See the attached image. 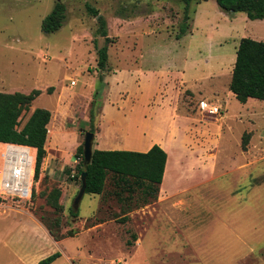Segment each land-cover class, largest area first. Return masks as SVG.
Masks as SVG:
<instances>
[{"label": "rangeland", "instance_id": "rangeland-1", "mask_svg": "<svg viewBox=\"0 0 264 264\" xmlns=\"http://www.w3.org/2000/svg\"><path fill=\"white\" fill-rule=\"evenodd\" d=\"M56 1L0 0V91L41 90L20 125L33 106L50 110L48 156L56 159L43 161L29 199L2 197L0 264H32L45 250L61 252L52 264H264V100L228 93L239 39L264 40V18L192 0L176 38L181 0H59L65 18L46 33L41 21ZM99 15L109 37L103 70ZM203 98L220 111H200ZM129 122L143 132L134 146L155 138L169 153L157 197L120 200L108 178L103 193L84 192L75 209L80 184L71 172L85 131L117 145L132 136ZM72 179L77 186L57 213L49 194ZM30 213L58 218L76 236L45 239Z\"/></svg>", "mask_w": 264, "mask_h": 264}, {"label": "trees", "instance_id": "trees-1", "mask_svg": "<svg viewBox=\"0 0 264 264\" xmlns=\"http://www.w3.org/2000/svg\"><path fill=\"white\" fill-rule=\"evenodd\" d=\"M181 1L184 3L183 17L176 38L182 37L186 32L189 7L192 2V0ZM216 3L225 11L243 12L250 19L264 18V0H216ZM88 9L95 16L98 14V11L93 7L89 6ZM64 18L65 5L58 0L52 10L42 19L41 29L46 33L56 31ZM98 22V33L105 37L106 42L97 50V67L103 70L108 58L107 42L109 37L104 17L99 15ZM228 87L240 102H245L251 97L264 100V40H256L248 36L239 39ZM51 89L52 87H48L47 91L51 92ZM40 92L41 90L36 88L27 93L0 91V142L25 143L35 148L34 181L39 177L46 156L44 145L51 112L46 108L35 107L22 125H20V120L23 112L28 110ZM89 131L93 132L92 129ZM247 138L248 133H245L242 141L243 148L246 147ZM75 157H79L74 174L79 184H81V173L86 172L84 192L103 193L106 180L110 178L113 187L112 193L118 199L132 198L137 194L141 204H145L157 197L164 174L167 152L158 143H153L146 151L93 148L91 161L85 165L83 147L79 145ZM61 190L60 187H57L49 194L52 206L57 213L63 209L60 202ZM2 197L5 198L0 195V203L4 201ZM70 213L73 217L78 216V212L73 207H70ZM39 220L55 240L77 233L71 228L64 231L58 218L44 220V217L40 215ZM88 221L89 226L96 224L90 218ZM59 256L60 252L56 251L40 259L38 264H50Z\"/></svg>", "mask_w": 264, "mask_h": 264}, {"label": "built area", "instance_id": "built-area-1", "mask_svg": "<svg viewBox=\"0 0 264 264\" xmlns=\"http://www.w3.org/2000/svg\"><path fill=\"white\" fill-rule=\"evenodd\" d=\"M71 80L70 84L74 85ZM220 106L201 99L198 109L217 114ZM79 157L75 162H78ZM35 175V148L18 142H0V195L18 199H29ZM73 176V173H72Z\"/></svg>", "mask_w": 264, "mask_h": 264}, {"label": "crops", "instance_id": "crops-1", "mask_svg": "<svg viewBox=\"0 0 264 264\" xmlns=\"http://www.w3.org/2000/svg\"><path fill=\"white\" fill-rule=\"evenodd\" d=\"M233 64H234V60L232 61V64H231V66L233 67ZM230 66V67H231ZM229 67V68H230ZM229 71H231V70H229ZM231 77V76H230ZM228 84H229V82H228ZM212 94L210 95L211 97H213V96H216L215 95V91L214 92H211ZM228 93H229V95H234V93H232L230 90L228 91ZM209 96V97H210ZM203 100H205L204 98H203ZM210 102H212V101H210ZM213 103V102H212ZM35 107L33 106L32 107V110L34 109ZM51 116H52V113H51ZM51 119V118H50ZM135 120V119H134ZM131 121V120H130ZM133 123H135L134 125H133ZM129 122L128 123V125L129 126H127V128H129L128 130L125 128V130H124V133H126L127 131H128V135H132L131 137H139L138 138V141H137V138H135V139H133V140H131L132 138L130 137V138H128L127 136L125 137V138H123L122 140H121V142L119 141V144H117V145H112V146H109V145H106L105 143H103V142H101V140H100V137H99V135H96L95 134V136H94V139H93V148H97V149H105V150H108V149H125V150H135V151H146V150H148L151 146H152V144L153 143H157L158 141V139H150L148 142H147V145L144 147V148H140V147H136V146H134V145H137V144H141V141L142 140H144L143 139V136H142V131H141V129L139 128V127H136L137 125V122ZM136 125V126H135ZM49 126V127H48ZM133 127V128H132ZM54 132H55V130H51L50 129V121H49V123L47 124V138H46V141H45V149H46V156H45V158H44V161H45V164L47 163L48 164V162H49V160H52V161H56V159L54 158V159H52V157L50 158L48 155H52V153H50L49 152V145H51L52 146V143L50 142V139H52V136L54 135ZM51 137V138H50ZM128 138V139H127ZM131 142H134V145H129L128 143H131ZM51 143V144H50ZM159 144V143H158ZM160 145V144H159ZM165 151L167 150L166 149V147H164V146H162V145H160ZM53 147V146H52ZM167 152V151H166ZM168 152H167V160H166V164H165V169H164V174H163V178H162V182L160 183V185L164 182V179H165V174H166V166H167V162H168ZM69 155V154H68ZM67 160H69L68 158H65V161H67ZM75 160H76V157H75V159L73 160V166H72V172H71V176H72V173H74V171L73 170H75V168H74V166L76 167V164L78 163H76L75 162ZM63 164V163H62ZM47 167L45 166V169H46ZM51 169H53V170H56V168L54 167V168H51ZM51 169H50V171H51ZM60 188L62 189L61 190V196H60V202L62 203V205L64 204V205H66L67 203H68V200H69V198H70V196L72 195V191L76 188V186H77V184L75 183V179H72V182H66V180H63V182H62V185L60 184ZM80 187V186H79ZM79 205V204H78ZM78 208V207H77ZM76 208V209H77ZM31 214V213H30ZM34 218H35V220H36V222L39 224V227H40V230H39V232H40V234L42 235V237H45V239H49V240H53L54 241V243H57V244H59V241L60 240H62V239H60V240H55L51 235H50V233L48 232V230H47V228L44 226V224L41 222V221H39V219H37L33 214H31ZM79 216V215H78ZM74 236V235H73ZM76 236V235H75ZM78 236V235H77ZM68 237H72V236H68ZM56 251H58V252H60L59 250H55L54 252H56ZM54 252H52V253H54ZM48 253H50L51 254V251L49 252L48 250L46 251H44V252H42V253H40V254H38L37 256H35V257H31V259H29L28 257L29 256H27V255H22V257H24L25 259H26V261H28V259H29V261H31V263L32 264H38V262H39V260L40 259H42V258H44V257H46V256H48L49 254ZM60 256H61V252H60ZM59 256V257H60ZM69 257H71V256H69ZM58 258V257H57ZM56 258V259H57ZM55 259V260H56ZM54 261V260H53ZM53 261L50 263V264H52L53 263Z\"/></svg>", "mask_w": 264, "mask_h": 264}, {"label": "water", "instance_id": "water-1", "mask_svg": "<svg viewBox=\"0 0 264 264\" xmlns=\"http://www.w3.org/2000/svg\"><path fill=\"white\" fill-rule=\"evenodd\" d=\"M93 139H94V133L89 130L85 131L84 141H83V157H84L85 165L89 164L91 161L92 150H93ZM85 177H86V172L83 171L81 173V184L79 187V191L73 202L75 209L78 207L79 201L85 191Z\"/></svg>", "mask_w": 264, "mask_h": 264}, {"label": "bare ground", "instance_id": "bare-ground-1", "mask_svg": "<svg viewBox=\"0 0 264 264\" xmlns=\"http://www.w3.org/2000/svg\"><path fill=\"white\" fill-rule=\"evenodd\" d=\"M49 127V126H48ZM132 143V145L134 144L133 142H131ZM165 176H166V174H165Z\"/></svg>", "mask_w": 264, "mask_h": 264}]
</instances>
